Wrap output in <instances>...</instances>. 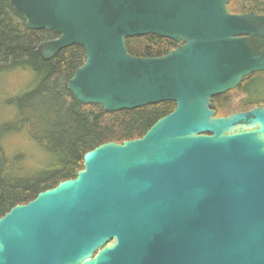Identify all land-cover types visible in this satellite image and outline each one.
<instances>
[{"label": "water", "instance_id": "95a60500", "mask_svg": "<svg viewBox=\"0 0 264 264\" xmlns=\"http://www.w3.org/2000/svg\"><path fill=\"white\" fill-rule=\"evenodd\" d=\"M235 0H10L50 61H86L69 91L108 114L162 103L147 134L87 153L77 178L0 219V264H264V107L217 117L213 99L264 72V15ZM178 44L161 58L127 39Z\"/></svg>", "mask_w": 264, "mask_h": 264}, {"label": "trees", "instance_id": "16d2710c", "mask_svg": "<svg viewBox=\"0 0 264 264\" xmlns=\"http://www.w3.org/2000/svg\"><path fill=\"white\" fill-rule=\"evenodd\" d=\"M228 8L233 14L264 15V0H235ZM57 38L48 31H30L10 0H0V82L16 72L31 79L25 91L4 100L12 116L0 121V219L39 194L77 178L87 153L104 144L139 140L177 109L175 103H162L108 114L101 106L83 105L68 84L86 61L85 50L72 46L50 61L38 53L41 44ZM126 43L132 56L147 59L167 56L178 47L154 35L130 38ZM213 103L217 117L264 107V72L247 78ZM14 134L25 135L31 142L37 155L35 168L27 167L23 153L12 158L7 154L6 139Z\"/></svg>", "mask_w": 264, "mask_h": 264}, {"label": "rangeland", "instance_id": "374dc122", "mask_svg": "<svg viewBox=\"0 0 264 264\" xmlns=\"http://www.w3.org/2000/svg\"><path fill=\"white\" fill-rule=\"evenodd\" d=\"M30 82L31 79L21 72L10 73L0 82V121L10 119L12 116L9 108L4 106L6 97L22 93L29 87ZM233 101L237 103L238 99L234 98ZM5 148L11 158L16 154L23 153L26 157V165L30 169L35 168L38 163L37 155L33 151L34 148L25 135L14 134L9 136L6 139Z\"/></svg>", "mask_w": 264, "mask_h": 264}, {"label": "flooded vegetation", "instance_id": "af4514ba", "mask_svg": "<svg viewBox=\"0 0 264 264\" xmlns=\"http://www.w3.org/2000/svg\"><path fill=\"white\" fill-rule=\"evenodd\" d=\"M258 108V107H257Z\"/></svg>", "mask_w": 264, "mask_h": 264}]
</instances>
